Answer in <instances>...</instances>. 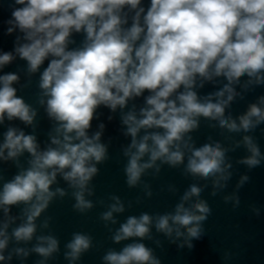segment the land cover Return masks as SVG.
Returning a JSON list of instances; mask_svg holds the SVG:
<instances>
[{"label":"clouds","instance_id":"9594fccd","mask_svg":"<svg viewBox=\"0 0 264 264\" xmlns=\"http://www.w3.org/2000/svg\"><path fill=\"white\" fill-rule=\"evenodd\" d=\"M4 2L10 9L4 35L15 39L11 50H0V264H28L32 256L38 258L32 264L56 260L61 240L47 213L65 198L81 216L104 209L98 218L111 242L122 246L107 248L101 264H163L144 242L163 248L157 235L192 251L212 215L205 190L235 210L248 172L264 166L254 135L257 129L264 134V93L238 114L232 108L264 88V0ZM17 61L24 63L5 71ZM34 78L35 101L29 103L18 92ZM208 86L212 90L204 92ZM101 109L108 110L109 123L118 117L127 141L119 146L124 182L143 194L134 202L116 194L96 197L94 180L112 159L113 142L105 140ZM41 110L49 123L43 142L37 134ZM202 121L221 139L209 135L198 144L193 134ZM240 149L245 154L233 159ZM4 165L16 169L10 179ZM236 166L247 172L224 194ZM165 167L192 181L174 207L121 222L134 203L153 197L145 177L156 179ZM161 191L176 195L179 188L170 183ZM249 207L259 218L261 208ZM95 247L90 233L74 231L63 244V259L80 264ZM231 256L225 251L221 260Z\"/></svg>","mask_w":264,"mask_h":264},{"label":"water","instance_id":"95a60500","mask_svg":"<svg viewBox=\"0 0 264 264\" xmlns=\"http://www.w3.org/2000/svg\"><path fill=\"white\" fill-rule=\"evenodd\" d=\"M0 4H2L0 6V50L9 51L13 48L15 37L4 35L5 26L2 21L9 18L10 9L8 3L4 2V0H0ZM79 39L80 37H77V40ZM23 63V61H17L6 68L5 71L15 72L17 66H22ZM36 79L34 78L30 88L18 92V95L23 96L29 103H34L35 101ZM211 90L212 88L208 86L203 91ZM262 93H264V88H257L255 92L247 95L245 101L233 104V114L242 112L248 102L253 101L257 95ZM101 111L104 112L101 120L107 125L105 140H107L108 136H111L113 137V142L110 147L112 159L100 166L101 173L94 180L96 197L106 200L109 194H116L125 201L131 200L134 202L138 196L143 194L139 189H128L124 182L123 162L119 156V146L127 141L119 135L118 117L109 123L106 119L108 110L101 109ZM96 123L98 122H93V130H95ZM261 127H264V125ZM48 128L49 123L44 117L43 110H41L40 123L37 129L41 142L47 139ZM3 130L0 128V132ZM27 131L31 130L28 129ZM193 135L196 137L198 144L204 143L209 135H212L215 139H221L218 131L209 129L207 122L204 121L201 123L200 130ZM254 135L258 138L261 151L264 152V134L261 133L260 129H257ZM244 154L243 149H240L230 155L233 156V159H236ZM236 167L237 170L234 172L229 188L225 190L224 194L230 193L239 175L247 172V169L243 166ZM3 168V175L6 179H10L16 172V169L10 165H4ZM248 175L251 180L240 189L241 204L235 210L230 203L225 204L220 195L210 196V190H205L202 194V197L208 201L212 208V215L205 222L206 236L200 241H194L195 248L192 251L187 249L177 250L175 245H170L162 236H158L155 232L154 235H157V238L163 241V248H156L151 241L144 242L155 249L163 264H264V166L248 172ZM145 179L152 184L153 197L144 199L139 205L134 203L131 209L119 216L121 222L128 215H139L141 212L163 213L170 211L178 201L179 195L192 182L191 178L185 179L179 170L168 167L162 170L158 178L145 177ZM170 183L175 184L179 188V193L172 195L167 191H161L163 186ZM61 186H63V183ZM72 203L71 199L65 198L63 201H56L48 210L47 215H51L54 218L52 230L61 240V254L50 264H67L62 255L63 244L70 239L71 233L74 231L90 233L97 244V247L83 256L80 264H101V257L107 248L115 247L119 249L122 245H114L111 242L107 229L104 227L103 222L99 220V213L104 210L103 208L98 206L86 216H81L72 210ZM252 204L261 208L259 218L251 213L249 206ZM13 211L16 212L18 210L13 209ZM225 251L232 253L231 258L227 262L221 260ZM36 259H38L36 256H32L28 264H32Z\"/></svg>","mask_w":264,"mask_h":264}]
</instances>
